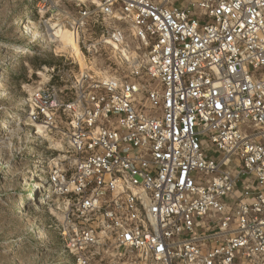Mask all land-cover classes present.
<instances>
[{"label":"built area","instance_id":"obj_1","mask_svg":"<svg viewBox=\"0 0 264 264\" xmlns=\"http://www.w3.org/2000/svg\"><path fill=\"white\" fill-rule=\"evenodd\" d=\"M53 1L83 58L89 27L125 60L75 53L27 94L60 138L37 186L67 260L264 264V0Z\"/></svg>","mask_w":264,"mask_h":264},{"label":"rangeland","instance_id":"obj_2","mask_svg":"<svg viewBox=\"0 0 264 264\" xmlns=\"http://www.w3.org/2000/svg\"><path fill=\"white\" fill-rule=\"evenodd\" d=\"M37 1L0 0V264H72L37 186L41 166L59 154L60 138L37 132L25 103L27 94L46 81V68L65 57L77 60L66 32L51 36L58 26L71 31L67 17L72 9L65 12L62 2L53 0L39 9ZM82 33L88 50L80 57L90 74L107 76L124 69L121 53L101 43L99 31L87 27ZM129 46L136 50L132 42ZM78 68V63L66 66L69 73Z\"/></svg>","mask_w":264,"mask_h":264},{"label":"bare ground","instance_id":"obj_3","mask_svg":"<svg viewBox=\"0 0 264 264\" xmlns=\"http://www.w3.org/2000/svg\"><path fill=\"white\" fill-rule=\"evenodd\" d=\"M28 24V23H27ZM33 25V24H32ZM31 25V26H32ZM25 28H26V26H25ZM27 29V28H26ZM67 29H65L64 27H62L61 28V26H58L57 28H56V30H54L52 33H51V36H53V37H55V38H58V37H60L61 36V34H62V32H66V34H67V39H68V42H69V48L74 52V53H76V54H78V56H79V58H80V64H81V67L83 68H85V66H84V64H83V61H84V59H82L81 57H80V53H79V51H78V49H77V38H76V36H75V34L74 33H72L71 31H69V30H67ZM28 31V30H27ZM31 31V30H30ZM36 35V34H35ZM39 35V34H38ZM41 35V34H40ZM50 35V34H49ZM48 35V36H49ZM34 36V35H33ZM52 38V37H51ZM117 48V47H116ZM117 51V50H116ZM124 51V54H127V51H125V50H123ZM7 56V55H6ZM121 56H123L122 54H121ZM35 127H37V132H40V134L42 133L43 134V126L42 125H40V124H36L35 125Z\"/></svg>","mask_w":264,"mask_h":264}]
</instances>
